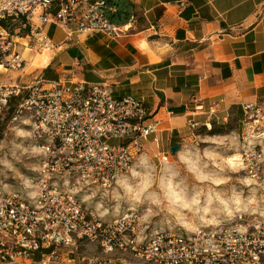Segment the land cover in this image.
<instances>
[{"label":"built area","instance_id":"built-area-1","mask_svg":"<svg viewBox=\"0 0 264 264\" xmlns=\"http://www.w3.org/2000/svg\"><path fill=\"white\" fill-rule=\"evenodd\" d=\"M81 2L0 0V72L21 71L26 64L14 24L18 31L29 26L32 36L48 23L68 29ZM118 13L114 0L89 2L76 21L77 31L115 38L122 32L112 21ZM241 109L239 162L264 189V105L245 103ZM4 116L7 129H26L39 144L42 162L31 178L32 192L0 190V264L35 261L37 254L43 263H60L58 251L82 240L101 249L100 255L83 258L86 264H116L115 253L152 264L264 263V209L254 204L236 207L226 223L146 236L134 209L106 218L76 197L79 188L109 191L133 171L145 141L160 127L143 100L116 98L103 83L0 81V118ZM188 126L196 124L189 121Z\"/></svg>","mask_w":264,"mask_h":264},{"label":"crops","instance_id":"crops-1","mask_svg":"<svg viewBox=\"0 0 264 264\" xmlns=\"http://www.w3.org/2000/svg\"><path fill=\"white\" fill-rule=\"evenodd\" d=\"M92 1L82 0L68 29L48 23L39 34L19 38L34 41L19 45L25 67L3 73L8 81H0L106 84L116 98L143 100L160 121L151 143L167 131L170 146L190 130L189 121L233 108L241 118L243 104L264 105V0H114L119 13L112 21L122 30L115 38L77 31L76 21ZM22 264L86 263L61 256L60 263ZM116 264H134V257Z\"/></svg>","mask_w":264,"mask_h":264},{"label":"rangeland","instance_id":"rangeland-1","mask_svg":"<svg viewBox=\"0 0 264 264\" xmlns=\"http://www.w3.org/2000/svg\"><path fill=\"white\" fill-rule=\"evenodd\" d=\"M18 26L14 24L13 27L19 33L17 36L25 37L24 28L18 31ZM19 38V51L21 43L26 47L34 46L33 39ZM0 78L8 81L3 72ZM207 116V120H197L194 128L187 126L190 130L180 132L177 143L180 149L176 153L171 151L173 145L170 146L167 131L159 134L158 144L151 143L152 138L148 137L143 155L135 161L127 178L109 191L79 188L76 197L106 218L134 209L143 219L146 236L156 232L184 234L226 223L236 207L246 204L264 209V189L239 161L234 165L228 161L241 152L240 117L236 109L224 113L214 111ZM6 121L7 116L0 118V190L23 194L28 189L26 192H32L31 178L37 176L42 162L39 144L26 129H7ZM213 122L216 135L208 134ZM100 253L99 246L83 240L78 241L76 247L58 251L60 256L82 258ZM130 256L115 253L112 258ZM134 264L152 263L134 257Z\"/></svg>","mask_w":264,"mask_h":264},{"label":"trees","instance_id":"trees-1","mask_svg":"<svg viewBox=\"0 0 264 264\" xmlns=\"http://www.w3.org/2000/svg\"><path fill=\"white\" fill-rule=\"evenodd\" d=\"M30 34H31L30 28H29V26H27L24 29V31H23V36H27V35H30ZM175 111H176V113H182L183 112V109H176ZM237 114H238V116H240L239 113H237ZM212 124H213V126H212L211 130L208 131V134L216 135L217 134V131H216V128H215L216 127L215 126V123L213 122ZM173 145H177V143L176 144H173ZM50 252L51 251L49 250L46 253H50ZM34 260L35 261H40L41 260V255L40 254L35 255L34 256Z\"/></svg>","mask_w":264,"mask_h":264},{"label":"bare ground","instance_id":"bare-ground-1","mask_svg":"<svg viewBox=\"0 0 264 264\" xmlns=\"http://www.w3.org/2000/svg\"><path fill=\"white\" fill-rule=\"evenodd\" d=\"M0 70H1V67H0ZM228 161H229V163L231 165L236 164V162L239 161V155L238 154L237 155H233Z\"/></svg>","mask_w":264,"mask_h":264},{"label":"water","instance_id":"water-1","mask_svg":"<svg viewBox=\"0 0 264 264\" xmlns=\"http://www.w3.org/2000/svg\"><path fill=\"white\" fill-rule=\"evenodd\" d=\"M179 149H180V146H179V145H173V146L171 147V151H172V153H176Z\"/></svg>","mask_w":264,"mask_h":264}]
</instances>
